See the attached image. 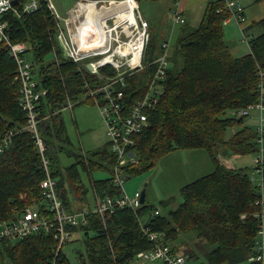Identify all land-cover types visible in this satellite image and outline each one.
I'll use <instances>...</instances> for the list:
<instances>
[{"label":"trees","instance_id":"obj_1","mask_svg":"<svg viewBox=\"0 0 264 264\" xmlns=\"http://www.w3.org/2000/svg\"><path fill=\"white\" fill-rule=\"evenodd\" d=\"M228 15L230 9L225 7L224 0H207L194 26L180 22L172 35V31L170 34L166 31V22L157 23L159 29L163 26L166 31L159 40L153 33V21L148 19V39L142 56L145 66L125 77L121 88L131 94L125 101H133L144 90L163 43L168 44V64L160 80L156 103L145 110L147 125L134 135L133 144L128 146V150L134 151L136 161H127L122 166L120 187L123 190L125 175L153 166L160 156L175 149L205 148L214 168L182 185L181 200L175 207L165 210L161 202L152 205L143 194L135 209L115 206L102 215L89 211L83 222L68 225L70 233L82 231L84 235L85 254L77 253L81 264H122L136 252L148 250L151 242L139 223L161 233L160 239L167 245L168 239L195 230L210 244L204 261L197 264H258L248 259L255 251L258 222L253 214L258 209L257 190L249 178L252 166L237 167L231 159L258 150L257 127L252 129L243 119L255 110L258 126L259 109L255 102L259 98L260 71H264V17L251 21L241 31L244 36L246 32L252 33L250 37L247 35L249 52L233 55L224 39L223 20ZM5 19L10 39L28 44L33 76L45 89L36 109L40 115H49L37 122V127L62 207L69 212L82 210L72 208L70 203L72 195L80 199V194L86 192L81 170L86 174L99 169L107 172L105 177L90 180L94 198L120 194L119 185L112 181L115 155L108 139L87 153L81 149L82 154L79 148L75 154L65 146L70 140L57 111L65 96L71 107L85 100L93 103L90 98L79 100V97L102 79L86 66L63 56L55 37L54 20L44 3L30 13L16 15L9 10ZM98 72L112 73V68L104 65ZM14 75L15 62L7 49L0 46V137L13 130L0 149V224L13 218L14 209L30 206L44 213L41 206L46 202L39 186L43 171L36 144L31 131L21 128L26 115L19 104V84ZM262 79L264 82V76ZM240 109H247V113L239 114ZM231 126L237 127L226 136ZM55 148L72 156L73 161L62 165ZM225 155L231 162L228 165L223 162ZM243 212L245 218L240 217ZM88 230L92 235H87ZM54 244L51 232L38 231L21 238L2 239L0 256L3 252L9 264H70L62 250L54 257ZM181 254L186 262L196 253L191 250Z\"/></svg>","mask_w":264,"mask_h":264},{"label":"built area","instance_id":"obj_2","mask_svg":"<svg viewBox=\"0 0 264 264\" xmlns=\"http://www.w3.org/2000/svg\"><path fill=\"white\" fill-rule=\"evenodd\" d=\"M119 1L89 0L86 3L89 5L88 10L95 11ZM225 1L231 12L230 18H233L238 24L241 23L243 21L242 5L235 0ZM80 2L77 0L67 10V13L62 15L55 9L51 0H16L14 4L11 3V0H0V46L7 49L9 56L15 62L14 78L19 84L18 100L26 115V128L31 131L37 147L43 171L39 186L46 198V205L41 206L44 213L30 206L14 209L13 218L7 223L0 224V241L2 239L21 238L38 231L51 232L55 240L54 257L69 238L68 225L83 222L87 212L96 211L102 215L106 210L109 211L115 206H127L135 209L138 205L140 201L139 191H135L131 197L122 193L120 173L123 172L122 166L127 161H136L134 151L128 150V146L133 144L134 135L147 125L145 110L156 103L161 91L160 80L168 64V44L163 43L162 51L153 60L154 69L147 78L144 90L133 101H125L128 96H131V94L124 93L121 88L125 85V77L145 66L142 56L148 39L147 21L138 12L135 0H132L133 11L131 8H121L103 18L87 17L86 10L80 9L78 6ZM42 3L47 7L54 20L55 37L61 51L65 53L64 56L84 66H86L85 59L89 58L88 62L92 69L86 68L102 79L96 86L88 88L79 97V100L90 98L98 107L106 137L115 155L112 165V181L119 185L121 193L95 196V204L92 209H82L78 212H69L62 207L60 198L56 193L55 180L48 168L49 158L46 155L37 122L45 120L49 113L40 115L36 109L38 99L45 89L39 85V81L33 76L32 64L27 56L28 44L23 40H11L6 31L5 13L7 11H13L16 15L30 13L36 11ZM96 3H98L97 6ZM173 20L175 22L183 21L177 9L173 11ZM101 36H103L102 39H100ZM104 65L110 66L112 73L100 74L98 68ZM262 76H264V71H260L259 98L255 102L259 109L256 137L258 150L249 172V178L257 190L255 203L258 205V209L253 214L258 222L255 251L249 255L248 259L258 262V264H264V82ZM84 85L87 86V81L84 82ZM66 107H71V101L65 96V101L60 108ZM238 113L246 114L247 109H240ZM12 133L13 130L10 129L0 137V149L2 144L9 140ZM155 212L156 210H154ZM240 217L245 218L246 213H241ZM139 226L150 240L151 246L148 250L136 252L139 255L137 257L159 260L164 264H184L185 256L173 252L171 247L160 239L161 233L149 230L142 223H139ZM52 264L54 263L52 262Z\"/></svg>","mask_w":264,"mask_h":264},{"label":"rangeland","instance_id":"obj_3","mask_svg":"<svg viewBox=\"0 0 264 264\" xmlns=\"http://www.w3.org/2000/svg\"><path fill=\"white\" fill-rule=\"evenodd\" d=\"M73 1L74 0H51L55 9L62 15L67 13L65 8L70 6ZM78 1L85 3L89 2V0ZM259 2L260 0H251L249 5H246V12H248L249 6H258ZM97 5L98 3H96V6ZM158 5L159 4L151 3V1L148 0H138L137 10L146 20H158L159 18L162 19V17L167 19V12L164 11L163 15L164 8ZM105 8L106 7H102L97 11L102 12ZM253 8H255V6ZM152 28H155L153 33L157 35L158 40L161 38V35L165 34V29L163 26H161L159 29L155 23L154 27ZM235 30L233 32H229H235V35H237L234 40L227 35L226 30L224 31V39L231 50L235 44L246 45L247 35L250 37L252 34L251 32H246L247 34L245 33L244 36L241 30ZM231 53L233 55H241L243 52ZM89 60V58L85 59L84 63H87ZM57 111H59V116H61V118L64 120L65 133L70 140L69 144H65V146L75 154L78 153L79 148L80 150L83 149L87 153L88 150L95 148V146H100L107 139L105 127L99 117L97 108L88 100L80 101L79 103L74 104L71 109L66 107L60 108V110ZM229 113L230 112L227 111V114ZM243 122L244 124L249 125L252 129L256 128L257 112L255 110H251L249 115L243 119ZM24 127L26 128V124L21 126V128ZM236 127L237 126H231L227 128L226 136H230ZM83 150H81L82 154L84 153ZM55 154L58 159H60L59 161H61L62 165L73 161L72 156H66L65 153L57 150L56 148ZM255 154L256 153L254 152L239 154L234 159H231V162L237 167H250L254 162ZM227 158L228 157L225 155L223 162L228 165L231 162L227 161ZM213 168L214 164L212 163L211 158L205 148L175 149L160 156L153 166L144 168L138 172L129 174L128 176L125 175L122 182V193L128 197H131L134 191H140L142 188H144L145 201L152 205H159V202H161V204L164 205L163 208L166 210L168 208L175 207L181 200L180 187L182 185L195 179L196 177L212 171ZM81 174L82 179L87 186L86 192L84 193L83 203H88L92 209L94 207L95 201L90 187V180L105 177L107 172L103 170H92L89 174H86L81 170ZM142 217L145 218V215ZM87 235H92V231L88 230ZM83 239L84 235L82 231H73L70 233L68 240L62 245L61 250L68 258L70 264H81L79 262L80 260L77 256V253L80 251L82 254H85L82 244ZM209 245V242L205 238L198 236L195 230L182 232L173 238L168 239V246H172L180 253L182 252L186 254L188 251H195L196 254L194 257L190 259L187 258V261L184 264H197L198 262L204 261V253ZM137 253H135L134 257L122 264H163L159 260H148L137 257L139 256ZM0 264H9L3 252H1L0 256ZM84 264L87 263L84 262Z\"/></svg>","mask_w":264,"mask_h":264},{"label":"crops","instance_id":"obj_4","mask_svg":"<svg viewBox=\"0 0 264 264\" xmlns=\"http://www.w3.org/2000/svg\"><path fill=\"white\" fill-rule=\"evenodd\" d=\"M76 1L77 0H74L72 2V4L65 9L66 10L70 9L75 4ZM148 1H151V3H157V4H159L158 6H162L164 8L163 9V15H164V11L167 12V19H164L162 17V19L159 18L158 20H152V19H150V20L153 21V24H155V23L159 24V23L166 22L165 23L167 25L166 31H168V34H170V32L172 31V35H174L175 32L177 31V29L180 27V25H181L180 22L184 21V23H187L188 25H191V26L198 24V22L202 16L204 7L206 5V2H207V0H148ZM235 1L237 3H240L243 7V10H242L243 21L238 24L233 18H230L231 12H230V15H228L223 20L224 31L226 30L227 35L233 40L236 38L237 35H235V32L234 33H229V32H233L235 29H236L235 31H239V30L242 31V29L245 26H247L251 21L259 20L262 17H264V0H260L258 6H256V5L249 6L248 12H246V5L247 4L249 5V2L251 0H235ZM254 1H256V0H254ZM136 3H137V1H136ZM116 5L117 4H111L110 6H108L106 8L112 9L113 7H116ZM224 5H225V7H227L225 0H224ZM254 6H255V8H253ZM176 9L179 10V13H180L183 21L175 22L173 20V11ZM146 21L149 22L148 19ZM152 27H154V25H152ZM149 30L151 31L152 28L149 27ZM249 50H250L249 45L246 42V45L245 44L244 45L235 44L232 47L231 51L232 52H243L242 54H244V53L249 52ZM62 54H63V52H62ZM68 108L71 109L70 107H68ZM95 148H96V146H95ZM80 196H81L80 199H78V197L76 195H72L73 199L70 201V203H72L71 207L75 208V209H91L90 205H88V203L87 204L83 203L84 194L81 193Z\"/></svg>","mask_w":264,"mask_h":264},{"label":"bare ground","instance_id":"obj_5","mask_svg":"<svg viewBox=\"0 0 264 264\" xmlns=\"http://www.w3.org/2000/svg\"><path fill=\"white\" fill-rule=\"evenodd\" d=\"M117 4L116 5V8H105L102 12H98L97 10L95 11H90L88 10L89 8V5L87 3H84V2H80L78 3V6L80 9H85L86 10V16L91 18V17H100V18H103L111 13H114V12H117L119 11V9L121 8H127V9H132L133 11V5H132V0H120L119 2L115 3ZM119 6V7H117ZM103 36L100 37V39H102ZM97 40V39H96Z\"/></svg>","mask_w":264,"mask_h":264},{"label":"water","instance_id":"obj_6","mask_svg":"<svg viewBox=\"0 0 264 264\" xmlns=\"http://www.w3.org/2000/svg\"><path fill=\"white\" fill-rule=\"evenodd\" d=\"M15 2H16V0H11V3H12V4H14ZM63 55H65L64 52H63ZM86 67H87L89 70L92 69V66H91V64H90L89 62L86 63ZM143 194H144V188H142V189L140 190V195H139V199H140V201L143 200Z\"/></svg>","mask_w":264,"mask_h":264}]
</instances>
